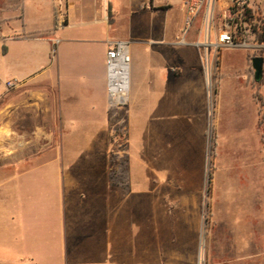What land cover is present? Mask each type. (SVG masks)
Wrapping results in <instances>:
<instances>
[{
	"label": "crops",
	"instance_id": "crops-1",
	"mask_svg": "<svg viewBox=\"0 0 264 264\" xmlns=\"http://www.w3.org/2000/svg\"><path fill=\"white\" fill-rule=\"evenodd\" d=\"M0 4L1 70L12 77L0 93V264H159L172 231L180 238L200 226L211 120L215 223L230 230L235 261H264V122L237 76L246 53L237 63L238 49L224 48L216 64L194 45L199 21L177 45L181 0ZM115 41L130 43V87L112 118L105 55ZM34 150L46 156L34 161Z\"/></svg>",
	"mask_w": 264,
	"mask_h": 264
},
{
	"label": "built area",
	"instance_id": "built-area-1",
	"mask_svg": "<svg viewBox=\"0 0 264 264\" xmlns=\"http://www.w3.org/2000/svg\"><path fill=\"white\" fill-rule=\"evenodd\" d=\"M184 9V21L181 36L176 44H185L187 32L200 22L199 33L203 36L202 42L194 45L211 51L215 63L220 61V51L224 48H237L245 51H255L262 48L256 43L259 34L264 35V6L261 13L255 10L252 0H227L226 6L221 9L224 0H181ZM264 2V0H263ZM220 13H223L219 15ZM219 15V16H218ZM221 19L220 25L216 21ZM215 34V41L211 36ZM253 41L255 43H253ZM130 43L115 41L111 43L105 55L106 71V105L112 118L117 112L127 107L129 103L130 87ZM218 71V65L214 67ZM7 86H12L7 83ZM208 92L213 94L215 84L211 77L208 79ZM114 138L118 146L125 151V132L116 131Z\"/></svg>",
	"mask_w": 264,
	"mask_h": 264
},
{
	"label": "rangeland",
	"instance_id": "rangeland-1",
	"mask_svg": "<svg viewBox=\"0 0 264 264\" xmlns=\"http://www.w3.org/2000/svg\"><path fill=\"white\" fill-rule=\"evenodd\" d=\"M255 10L261 13V10L264 6L263 0H252ZM3 3V2H2ZM3 5L0 4V9ZM219 16V15H218ZM219 20V19H218ZM216 21V25H219L220 22ZM198 22V21H197ZM200 25V22L197 26ZM257 44L261 45L262 48L252 51L245 50H232L233 54L236 56V62L245 64L242 56L246 53V63L247 71L240 72L237 76L245 77L248 81L249 86L252 89V93L255 99L256 107L259 111L260 117L264 122V63H263V75L262 80L259 83H256L253 80V72L251 69L250 59L252 57L258 56L264 59V42H258ZM253 43H255L253 41ZM237 49V48H235ZM241 58V59H240ZM7 56L2 51L0 45V93L4 91L5 82L11 81L12 77L7 74L6 71L1 70V66H6ZM240 100L243 99V96L240 94ZM250 111V108H249ZM261 121V122H262ZM245 126H250L248 122H245ZM263 128V143H264V127ZM214 127L212 120L206 130V156H205V165H204V177H203V199L200 208V226L197 231L193 234L192 231H183L182 236L177 238L172 231L171 246L167 251L166 248L160 246L159 252V264H264L252 261H235L231 249V235L230 230L226 227H221L215 223L214 220V153H215V135ZM248 139L252 142L254 151H255V160H256V170L257 166L262 165L260 163L261 156L258 153V142L255 136L251 139ZM264 148V145H263ZM6 150H0V157H5ZM46 151L34 150L31 152L32 159L35 161L39 157L46 156ZM28 167L31 166V163L28 162ZM264 167V166H263ZM23 168L21 167H16ZM33 168V167H32ZM6 164L2 165L0 163V203L5 202V192L7 188L6 182ZM254 234V233H253ZM256 235V234H255ZM255 238H252V240ZM259 239V236L256 237V240ZM48 264H55V262H49ZM60 264V262H59ZM61 264H65L64 260ZM115 264V263H110Z\"/></svg>",
	"mask_w": 264,
	"mask_h": 264
},
{
	"label": "water",
	"instance_id": "water-1",
	"mask_svg": "<svg viewBox=\"0 0 264 264\" xmlns=\"http://www.w3.org/2000/svg\"><path fill=\"white\" fill-rule=\"evenodd\" d=\"M250 63L253 72V80L256 83H259L262 80L264 59L262 57L255 56L250 59Z\"/></svg>",
	"mask_w": 264,
	"mask_h": 264
},
{
	"label": "trees",
	"instance_id": "trees-1",
	"mask_svg": "<svg viewBox=\"0 0 264 264\" xmlns=\"http://www.w3.org/2000/svg\"><path fill=\"white\" fill-rule=\"evenodd\" d=\"M257 41L258 42H264V35L263 34H259V36L257 37ZM3 52H5V48L3 47L2 49Z\"/></svg>",
	"mask_w": 264,
	"mask_h": 264
}]
</instances>
